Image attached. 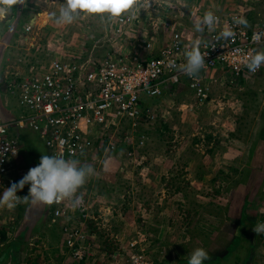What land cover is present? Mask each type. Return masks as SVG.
I'll use <instances>...</instances> for the list:
<instances>
[{
  "label": "rangeland",
  "instance_id": "rangeland-1",
  "mask_svg": "<svg viewBox=\"0 0 264 264\" xmlns=\"http://www.w3.org/2000/svg\"><path fill=\"white\" fill-rule=\"evenodd\" d=\"M65 2L25 0L0 16L1 117L19 113L9 85L37 60L101 59L142 39L157 51L176 30L193 42L206 34L207 26L197 33L194 24L208 11L241 10L252 26L264 27V0H152L149 9L122 16L130 25L121 35L118 18L107 14L57 25L52 14ZM227 77L213 73L204 103L185 82L144 98L151 120L139 121L133 134L124 121L118 140L98 141L97 157L80 163L94 169L76 193L86 216L69 207L54 220L51 205L31 202L0 208V264H129L133 241L154 264H187L196 248L210 254L205 264H264V233L252 230L264 213V68L233 82ZM20 134V165L29 170L49 154L35 132ZM66 225L81 228L82 259L67 246Z\"/></svg>",
  "mask_w": 264,
  "mask_h": 264
},
{
  "label": "built area",
  "instance_id": "built-area-1",
  "mask_svg": "<svg viewBox=\"0 0 264 264\" xmlns=\"http://www.w3.org/2000/svg\"><path fill=\"white\" fill-rule=\"evenodd\" d=\"M215 15L218 22L199 39L200 51L207 53L205 66L193 77L180 70L186 63L185 51L192 44L186 43V36L180 30L171 32L157 51L152 49L150 40L142 39L129 52L110 53L101 59L90 56L86 60L51 57L37 60V64L17 73L9 89L16 98L19 113L0 116V129H3L0 131V194L22 179L23 170L28 171L25 163L20 165L24 162L21 130L35 132L49 156L88 163L98 155V141L118 140L117 130L122 122L129 123L127 132L133 134L139 121L151 120L152 114L142 108L144 98L159 97L165 90L185 82L197 101L204 103L210 100L207 80L216 71L227 75L229 82L260 72L264 65L252 73L246 61L249 55L264 52V27L252 26L241 10ZM239 16L247 19V27L233 22ZM117 21L116 33L121 35L130 24L122 17ZM226 26L231 27L235 37L217 39ZM145 140L146 136L141 134L137 142L143 145ZM22 194L23 189L17 192L20 197ZM71 205L70 200L52 204V219L67 214ZM75 209L86 216L88 207L84 197ZM257 223H264V213ZM65 229L68 248L73 250L74 257L82 259L85 251L76 242L84 237L81 228L66 225ZM137 244V241L130 243L133 251L128 263L154 264L142 248L135 249Z\"/></svg>",
  "mask_w": 264,
  "mask_h": 264
},
{
  "label": "clouds",
  "instance_id": "clouds-1",
  "mask_svg": "<svg viewBox=\"0 0 264 264\" xmlns=\"http://www.w3.org/2000/svg\"><path fill=\"white\" fill-rule=\"evenodd\" d=\"M25 0H0V16L7 14L11 6L23 4ZM152 0H66L64 6L59 10V15L52 14V18L57 25L72 24L80 14L100 15L109 20L121 18L124 15L129 17L133 12L149 9ZM218 22V17L208 11L194 24V30L202 33L204 27L213 29ZM236 25L248 26V21L243 16L234 17ZM235 32L231 27H225L217 39L228 40L235 37ZM201 40L192 42L190 49L185 51L186 63L180 66V70L193 77L197 75L205 66V56L207 53L200 51ZM261 65H264V52H255L248 56L246 67L252 73H256ZM176 67L174 63L171 65ZM3 131V129H0ZM94 173L91 165H81L78 160H66L55 155H42L39 164L28 170L22 179L12 183L0 194V208L6 207L14 210L19 203L52 205L59 204L65 200L72 201L75 209L82 203V197L76 193L86 183L87 179ZM25 185H30L28 195L20 197L17 195ZM256 234L264 233V223L254 227ZM210 254L203 248H196L190 254L187 264H205L210 261Z\"/></svg>",
  "mask_w": 264,
  "mask_h": 264
},
{
  "label": "trees",
  "instance_id": "trees-1",
  "mask_svg": "<svg viewBox=\"0 0 264 264\" xmlns=\"http://www.w3.org/2000/svg\"><path fill=\"white\" fill-rule=\"evenodd\" d=\"M244 233H245V231H244ZM246 234V233H245ZM238 242V241H237ZM237 242L235 243V244H237ZM240 243H238L237 245H239ZM233 248H235V246L233 247ZM227 256V254H225V256L223 257V260L225 261L226 259H225V257ZM218 259H220V260H222L221 258H218ZM224 261L222 262V263H224ZM211 262V261H210ZM210 262H208V263H210ZM207 263V264H208Z\"/></svg>",
  "mask_w": 264,
  "mask_h": 264
},
{
  "label": "crops",
  "instance_id": "crops-1",
  "mask_svg": "<svg viewBox=\"0 0 264 264\" xmlns=\"http://www.w3.org/2000/svg\"><path fill=\"white\" fill-rule=\"evenodd\" d=\"M2 89H4V88L2 87Z\"/></svg>",
  "mask_w": 264,
  "mask_h": 264
}]
</instances>
